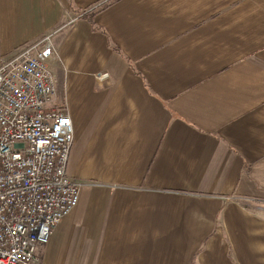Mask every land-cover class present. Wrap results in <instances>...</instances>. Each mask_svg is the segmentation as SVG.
<instances>
[{
	"label": "crops",
	"instance_id": "0c3cea01",
	"mask_svg": "<svg viewBox=\"0 0 264 264\" xmlns=\"http://www.w3.org/2000/svg\"><path fill=\"white\" fill-rule=\"evenodd\" d=\"M46 35L80 187L36 264H264V0H0V55Z\"/></svg>",
	"mask_w": 264,
	"mask_h": 264
},
{
	"label": "built area",
	"instance_id": "2783aa9c",
	"mask_svg": "<svg viewBox=\"0 0 264 264\" xmlns=\"http://www.w3.org/2000/svg\"><path fill=\"white\" fill-rule=\"evenodd\" d=\"M47 39L0 55V264H36V249L78 199L80 183L65 172L72 127L53 104Z\"/></svg>",
	"mask_w": 264,
	"mask_h": 264
},
{
	"label": "rangeland",
	"instance_id": "374dc122",
	"mask_svg": "<svg viewBox=\"0 0 264 264\" xmlns=\"http://www.w3.org/2000/svg\"><path fill=\"white\" fill-rule=\"evenodd\" d=\"M95 7L96 6H93L92 8H90V9H88V10H94L95 9ZM89 11H87V12H84L85 14L86 13H88ZM45 37H49V35H46V36H44L43 38H45ZM42 38V39H43ZM39 41V40H38ZM47 41H48V43H49V38L47 39ZM50 44V43H49ZM51 46V45H50ZM52 48V47H51ZM53 55H54V51H53V48H52V55H51V57L49 58V60H48V68H49V61H50V59L53 57ZM50 70V69H49ZM51 72V71H50ZM104 72V71H103ZM52 73V72H51ZM53 74V73H52ZM54 76V75H53ZM98 82V81H97ZM99 84H100V82H98ZM54 95H55V77H54V93H53V104H54V106L56 107V108H58L60 111L62 110V111H64L63 109H61V108H59V107H57V105L55 104V101H54ZM65 112V111H64ZM66 113V112H65ZM67 114V113H66ZM73 138V137H72ZM262 202H264V199H262ZM69 213V212H68ZM67 213V214H68ZM40 248V247H39ZM38 249V248H37ZM36 249V250H37ZM36 252V251H35ZM37 257V256H36Z\"/></svg>",
	"mask_w": 264,
	"mask_h": 264
}]
</instances>
